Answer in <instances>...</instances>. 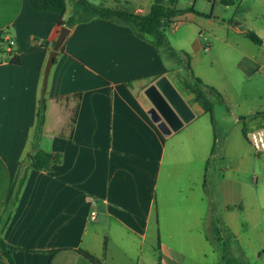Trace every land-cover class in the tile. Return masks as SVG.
I'll return each instance as SVG.
<instances>
[{
	"label": "crops",
	"instance_id": "obj_1",
	"mask_svg": "<svg viewBox=\"0 0 264 264\" xmlns=\"http://www.w3.org/2000/svg\"><path fill=\"white\" fill-rule=\"evenodd\" d=\"M207 1L198 8L197 0L191 1V19L203 17L226 36H210L200 27L190 38L188 53L200 59L219 40L236 51L244 70L254 68L255 46L264 48V0ZM177 5L175 0L174 8L182 10ZM66 10L67 3L61 15L37 10L31 0H0V39L14 40L5 50L13 48L20 56L13 63L0 52V208L19 161L32 149L41 99L45 119L36 143L60 154L49 170L27 169L0 232L17 247L15 264H91L79 249L103 264H168L164 251H207L211 241L232 231L242 203L229 187H222L220 200L210 195L204 170L207 128H191L198 123L196 112H206L185 87L187 75L179 76L161 48L129 25L92 17L63 24L69 31L44 88L58 20L70 17ZM248 30L260 44L244 34ZM162 75L194 113L166 136L147 113L151 103L144 93ZM77 103L70 130L68 119ZM27 165L24 161L21 169ZM0 264H9L1 251Z\"/></svg>",
	"mask_w": 264,
	"mask_h": 264
},
{
	"label": "rangeland",
	"instance_id": "obj_2",
	"mask_svg": "<svg viewBox=\"0 0 264 264\" xmlns=\"http://www.w3.org/2000/svg\"><path fill=\"white\" fill-rule=\"evenodd\" d=\"M66 1L65 16L77 17L79 12L75 1ZM130 1L146 9L152 2ZM191 1L178 0L177 7L188 14L177 15L164 28L167 44L178 54L189 52L190 38L200 27L205 28L210 36L211 33L218 37L226 36L224 32L212 30L216 24L210 26L203 17L191 19ZM206 2L197 0V8ZM229 13L223 15L225 23ZM161 52L169 66L177 68L179 76L188 75L184 62L177 56H171L166 46L161 48ZM255 52L258 63L254 68L251 65L253 69L247 66L246 70L236 58V51L219 40L211 51H202L200 59L190 54L193 57L190 61L193 74L199 76L197 73L201 72L200 79L220 92V96H211L213 122L207 112H196L198 123L191 124V128L198 125L207 128L208 149L204 153L207 164L204 170L210 195H216L219 198H213L220 200L222 187H229L232 197L240 199L242 208H236L238 219L232 231L226 230V237L211 241L208 250L202 253L189 254L185 250L183 255H174L164 251L168 264H264V160L247 138L248 131L264 126V48L255 46Z\"/></svg>",
	"mask_w": 264,
	"mask_h": 264
},
{
	"label": "trees",
	"instance_id": "obj_3",
	"mask_svg": "<svg viewBox=\"0 0 264 264\" xmlns=\"http://www.w3.org/2000/svg\"><path fill=\"white\" fill-rule=\"evenodd\" d=\"M74 1L79 12L78 16L69 17L66 20L60 18L58 20L59 26L63 24L71 26L75 22L85 21L92 17H103L116 23L129 25L139 37L152 42L158 48L166 46L170 51L171 56H177L180 61H184L188 75L187 78L183 80V83L186 88L193 92L194 100L202 104L204 111L210 115L211 121L213 122V100L211 99V96L213 94L220 96V92L214 86L203 82L198 76L193 74L190 65L191 56L188 52L181 51L180 54H178L165 40L164 28L177 15L184 13V10L174 8L175 0H153L149 8L143 14L134 12L136 2L130 0H100L98 2L92 0ZM31 2L37 10H52L61 15L66 9L65 0H31ZM222 2L224 3L225 1L222 0ZM244 34L253 42L257 44L261 43V39L253 31L248 30ZM6 44L7 43L4 40L0 39V52L1 54H4L3 58L13 63H19L20 56L18 51L13 48L6 51ZM75 97L79 99L80 93H76ZM77 110L78 103L71 108V113L68 119L70 130L75 123ZM44 112L45 100L41 99L36 109V122L33 131L32 149L26 153L21 161H19L17 173L11 182L8 195L0 208V232L9 219L12 206L15 204L25 180L27 169L34 168L37 170H49L55 162L60 160L59 153L44 150L38 147L36 143L42 132V126L45 119ZM24 161L28 162V165L22 170L21 168ZM15 249H17V247L10 245L0 236V251L6 257L9 264H15L12 254ZM58 250L60 249H54L52 252ZM79 252L86 257L91 264H103L100 259L89 252L81 249H79Z\"/></svg>",
	"mask_w": 264,
	"mask_h": 264
},
{
	"label": "water",
	"instance_id": "obj_4",
	"mask_svg": "<svg viewBox=\"0 0 264 264\" xmlns=\"http://www.w3.org/2000/svg\"><path fill=\"white\" fill-rule=\"evenodd\" d=\"M68 31L69 27L61 25L58 35L49 52L44 67V88L47 85V78L51 65L53 64L57 51ZM144 93L151 103L147 113L165 136L172 131L178 130L184 123L188 122L194 116L192 110L165 75H162L148 85L145 88Z\"/></svg>",
	"mask_w": 264,
	"mask_h": 264
},
{
	"label": "built area",
	"instance_id": "obj_5",
	"mask_svg": "<svg viewBox=\"0 0 264 264\" xmlns=\"http://www.w3.org/2000/svg\"><path fill=\"white\" fill-rule=\"evenodd\" d=\"M146 10L147 9L145 8V6L136 3V6L134 8L135 13L143 14ZM174 26L176 27V25ZM6 43L8 47H11L14 44V40L8 39ZM247 138L249 143L252 145V147L257 152H260L263 155V160H264V126L248 131ZM93 215H94V211L91 212L92 217Z\"/></svg>",
	"mask_w": 264,
	"mask_h": 264
}]
</instances>
